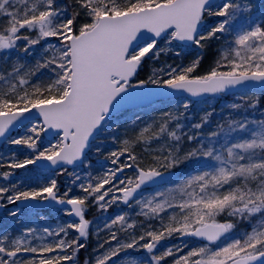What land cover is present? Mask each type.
Instances as JSON below:
<instances>
[{
    "label": "snow or ice",
    "instance_id": "obj_1",
    "mask_svg": "<svg viewBox=\"0 0 264 264\" xmlns=\"http://www.w3.org/2000/svg\"><path fill=\"white\" fill-rule=\"evenodd\" d=\"M186 50L198 55L137 79L148 62ZM205 51L216 55L200 72ZM257 89L264 93V8L253 0H0V143L8 146L0 208L63 206L70 218L0 231V264H80L90 235L97 245L84 264H264ZM233 92L241 94L214 125V108L196 119L188 100L148 120L127 116L149 96L171 103ZM103 132L115 147L96 146L100 171L81 175L75 169L91 167L87 152ZM29 166L46 182L24 186L16 172ZM58 176L69 178L62 193ZM93 207L116 211L90 220Z\"/></svg>",
    "mask_w": 264,
    "mask_h": 264
},
{
    "label": "rangeland",
    "instance_id": "obj_2",
    "mask_svg": "<svg viewBox=\"0 0 264 264\" xmlns=\"http://www.w3.org/2000/svg\"><path fill=\"white\" fill-rule=\"evenodd\" d=\"M254 4L256 5L257 8H264V0H253ZM209 23H212V21H209ZM198 55V52L195 50H186L184 53H182V58H176L175 56H173L171 53H169L168 55H161L160 60L157 61L155 63V65L152 64V62H148L144 69L140 72L139 76L137 77V79H146L147 76L149 75L150 72V67L151 66H159L160 64L164 63L165 61L169 62V63H173V62H177V61H181V59L185 60V62H189L190 60L194 59L196 56ZM204 58L209 61L210 63L207 64L203 71L206 70L209 65H211L212 61L214 60L215 57V52L214 51H205L204 52ZM202 71V72H203ZM135 82V81H133ZM260 91H256L255 95L260 96ZM241 93H236L234 94L232 99H228V100H223L221 102H219L218 104H215V101H207L206 103L203 104H193L194 102H191V115L194 116L196 119H198V113L202 110H210L212 108L215 109V114L213 115V125L215 124L216 121L220 120L222 115H227V111L225 109V106L231 102H233L234 100H236L238 98V96ZM186 99H179V101L182 103L184 102ZM189 101V100H188ZM176 101H171V103L169 102V100L167 101H163V102H158L148 108L145 109H136V110H132V111H128L127 112V116H131L133 119L136 118V114H139L140 117L143 120H148L150 117H152L154 114L158 115L160 111H167L170 107H172L173 104H175ZM259 107L261 109H264V104H260ZM209 108V109H208ZM222 109H224V111L222 112ZM260 113L257 112L256 116H259ZM35 122V121H33ZM130 123V122H129ZM21 133L24 131V129H20L19 130ZM207 131V129H206ZM115 135L122 137L124 134V126L121 125L120 129L118 130H114ZM15 134V133H14ZM113 133L112 132H103L101 133L98 138L93 141V147L95 149L96 146H101L102 149H108L107 147H104V145L107 143H104L102 140L106 138H108V140L110 139L111 135ZM52 142H55V140L53 139ZM109 149L108 151H110L113 147H115V145L111 144V139H110V143H109ZM13 151H17V149L15 148V146H11ZM8 151V146H5L4 144L0 147V152H7ZM103 151V150H102ZM107 152V151H105ZM96 154V153H95ZM93 154V159H95L94 157H96V155ZM102 159V157L97 156L96 159L93 162H90L89 160H86V163H90L91 167L85 170H82V168H77L75 169V171L79 172L81 175H85L86 172H91L92 174H96L100 171L99 165L97 164V161ZM106 167L108 166L107 164L105 165ZM73 169H69V171H72ZM174 171H179V170H174ZM128 175H131V171L129 170L127 172ZM45 176L47 175H39V174H35L32 178V180L28 183H24V186L26 187H39L40 185H42L43 183L46 182L45 180ZM27 177L23 176L21 179H25ZM58 179V183L61 189V193L65 190V188L67 187V181H68V177L67 176H58L56 177ZM29 179V178H27ZM0 183H2V181H0ZM150 191V189H149ZM15 208H18L17 205H12V204H7L6 207L3 209V212L0 215V231H3L4 229H10L12 234H19L20 232H22L25 228L28 227H35L37 229H42L43 227H54L57 223V221H67L69 220V218L67 216H65L63 214L62 211H60L59 209H51L47 212H34V211H28V210H24V209H20V214L17 215L16 217H12L9 215V212ZM123 208V207H122ZM125 210L126 207H124ZM138 210V209H137ZM116 211L115 208L113 209H109L108 213L104 214L99 212L95 207L90 208L87 212V216L86 218L90 219V220H96L99 217L102 216H111L114 214V212ZM132 215H135V213L133 212ZM99 223H103V220H99ZM95 242L97 243L96 237L95 235H90L89 239L87 240V245L89 246V248L91 247V245H93V243L95 244ZM164 244H169L168 242H162ZM179 243V241L175 240V242L173 244H177ZM170 245V244H169ZM162 250V249H161ZM93 255V253H92ZM85 261V260H84ZM84 264V263H82ZM168 264H171V260L169 259Z\"/></svg>",
    "mask_w": 264,
    "mask_h": 264
},
{
    "label": "trees",
    "instance_id": "obj_3",
    "mask_svg": "<svg viewBox=\"0 0 264 264\" xmlns=\"http://www.w3.org/2000/svg\"><path fill=\"white\" fill-rule=\"evenodd\" d=\"M215 58V57H214ZM207 59V58H206ZM205 58L202 60V68L199 70L200 72H202L203 71V69H204V67L207 65V64H209L210 62L209 61H207ZM184 63H186L185 62V60L183 59L182 60ZM181 61H177L176 63H180ZM260 93V98H261V104H264V93H262V92H259ZM233 96L234 95H223V96H221L220 98H209V99H206V100H204V101H200V102H194L193 104H203V103H206L207 101H215V104H218L219 102H221V101H223V100H228V99H232L233 98ZM176 100H179V99H174V101H176ZM181 100V99H180ZM192 102V101H191ZM209 109V108H208ZM203 111H206V110H202V111H200L197 115L198 116H200L202 113H203ZM199 118V117H198ZM212 122H213V117H212ZM104 143H106L107 145H109V143H110V139L108 140V138H106L105 137V139H103L102 140ZM110 146V145H109ZM107 147L108 149L110 148V147ZM108 149H102L103 150V152H105V151H108ZM93 154H95V149H94V147L92 146V149L89 151V153L87 154V157H86V160H89L90 162H93L95 159H96V157H97V154H95L96 155V157H94L95 159H93ZM35 174H39V175H48L47 173H44V174H41L39 171H37V170H35L34 168H33V166H29V170L28 171H25V170H17V172H16V178H18V179H21L23 176H25V177H27V178H29V179H27V178H25V179H23V182L24 183H28V182H30L31 180H32V178H33V176L35 175ZM52 176H56V174L55 173H52L51 174ZM241 227H244L243 225H241ZM164 242H168L169 244H173L174 242H175V239H173V240H169V241H164ZM96 245H97V243L95 242V244L93 243V245H91V247L89 248V246L87 245V248L86 249H82L81 250V252H80V254H79V261H80V264H82V263H84V260H85V258H89V259H91L92 258V253H93V249L96 247ZM141 254H143V255H146V253H138L137 255H141Z\"/></svg>",
    "mask_w": 264,
    "mask_h": 264
},
{
    "label": "water",
    "instance_id": "obj_4",
    "mask_svg": "<svg viewBox=\"0 0 264 264\" xmlns=\"http://www.w3.org/2000/svg\"><path fill=\"white\" fill-rule=\"evenodd\" d=\"M148 87L154 89L155 91H161V92L162 91H167L165 89H155L154 86H148ZM140 91H143V90H140ZM233 93H235V92H233ZM228 94H232V93H228ZM180 97H184V98H187V99L192 100V101H201V100H204L206 98H210V97L193 98V97H188L187 94H179L176 98H180ZM162 100H168V99L167 98H157L155 96H149L144 101H142V103H141V105L139 107H133V108H130L129 110H134V109H138V108H145V107H148L149 105H151V104H153V103H155L157 101H162ZM51 138H52L51 134H49V139H51ZM1 145H2V143H0V146ZM68 167L71 168V166H68ZM31 203H35V202H31ZM17 204L20 207H25V205L20 204L19 202ZM53 207L62 208L63 206H52V207H49L47 204L38 206L39 210L53 208ZM1 210H2V208H0V211Z\"/></svg>",
    "mask_w": 264,
    "mask_h": 264
}]
</instances>
